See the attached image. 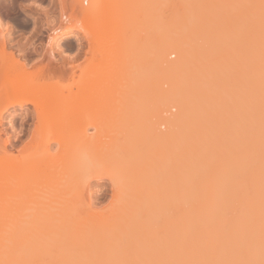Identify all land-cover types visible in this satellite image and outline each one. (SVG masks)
<instances>
[{"label": "bare ground", "instance_id": "bare-ground-1", "mask_svg": "<svg viewBox=\"0 0 264 264\" xmlns=\"http://www.w3.org/2000/svg\"><path fill=\"white\" fill-rule=\"evenodd\" d=\"M100 5L101 0H93L88 8H83V18L80 24L81 28L76 26L66 27L67 29L65 28V30L62 31L60 28L53 27L52 24L47 39L48 58L45 62H36V60L35 62H29L27 57L18 61H15V59L7 60L4 58V55L2 57V54H0V120L4 113L8 112L10 108L15 109L17 106L24 112V115H21V123L23 125L32 124L33 126L32 129L24 131L27 134L29 133V138L24 141V143L22 142L19 148H17V144L15 145L12 143V140L11 143H7L10 146L8 150L6 147L7 141H5V145L1 148L2 151L0 153V228H2L0 229V233L2 235L4 231H7L5 225H7L8 228L10 227L8 230L11 231L12 229L13 233L12 238L8 240L11 242L8 249L10 251L5 253V256L7 254L6 259L9 257V259H7L8 264L10 262V264H18L17 258H19V261L22 260L21 264H23L24 255L22 254L24 252L27 254L26 251L36 253V251H33V248L37 247L35 248L37 250L40 246H42V248L46 246L45 248L49 249V253L52 256L49 257V262L52 258L54 263L63 264L64 261L71 258L69 257V253L73 250L74 246L72 247L73 244L71 239L66 237L65 234L68 236L70 229L77 228V226H75L78 225L76 224L77 222L75 223L73 221L76 215V219L79 220V211L77 210H81L79 205L83 207L82 204L84 200L82 199V192L85 184L86 187H90V183H92L90 180L97 179L101 181L100 179L105 178L106 180L109 179L112 181V184L115 185L116 188V191H113L112 194L113 202L112 205L110 204L112 207H108L109 211L113 212L115 216H111L110 218L117 222L115 223L112 221L116 225L119 219L125 220L124 222L127 225L125 226L124 222L122 223L120 221L122 225L120 226L123 227V230L118 228L120 230L119 233L114 235H112V233L111 236H109L113 237L112 240L111 238L109 239L113 247L109 242L108 244L110 247L106 244L107 247H112L110 250L106 252L100 250L93 251V249L87 250L85 255L86 261L88 260L86 262L87 264L90 262L91 264H96V262H98V264H150L153 262L157 264L160 259H162L163 264H264V233L262 231L264 224V160L262 153V149H264L262 147L264 142V32H260V34L257 33L259 37H261L258 38L260 39L259 41H261L260 44H244L245 46L248 45L242 50L244 58L242 57L243 59H239V61L236 60L235 62V76H233L234 92L236 94V115L234 116L235 119L233 118L235 120L234 124L232 123L234 126L231 128L233 129L231 133L232 138L229 137L233 142L232 144L230 143L231 147L227 145V140L225 141L227 136L224 138V143H220L222 137L217 135L219 140L215 141L214 139L212 144H208V140L206 141V139L203 138L190 140L183 135L180 137L178 136V138L175 136L174 132L162 133L160 129L157 130L158 127H155L156 125L153 126L152 129L149 123V126H146L148 130H150V133L145 130L147 135L150 134L148 137H153V141L158 145L156 150L159 148L164 149L165 147L163 148L162 146L168 144H170L171 148L174 147L175 150L176 147L180 149V151L177 149L179 151H176L177 153L173 150L169 153L171 155L167 158L170 159L171 162L166 159L171 164L174 163L179 165L177 168V170L179 169V173L177 172L179 174L178 180L172 181L173 183L177 182L176 186L178 188L174 185V191L177 194V198L179 197L181 200L179 206L176 205L178 202L175 203V201H173L174 204H172L178 206V211H176L179 212V220L177 218L178 222H175L174 226H171L173 222H169L171 226L169 229L172 227L173 229L167 232V236H164L165 238H162L164 242L161 243L162 245L165 243V245L160 254L159 251L162 246L161 248L159 247L160 249L157 248L158 244L156 242H153L154 244L152 242L150 243V245L153 244L154 247L157 245L155 249L152 248L153 246L150 247V249H153L152 252L146 251V248L150 245L148 243L146 247V243H144L146 234L145 228H148L147 224L152 214L157 212L161 207L156 206V202L158 201L155 203L154 201L157 195L164 191L162 189H167L168 183L166 184V182L158 180L152 183L153 186L147 185L148 187L144 189L140 188L142 185H136L140 182L136 176L141 174L140 172L142 171H140L139 167L145 163L140 164L141 159L137 158L139 156H135L137 152H135L134 145L137 143H131L133 141L131 131L129 132L131 133L130 136L127 134L128 132L121 133L124 130L126 132V129L124 127V129L119 127V125L122 126L123 123L118 119L119 122L116 118V120L109 119L110 121L112 120L111 124L109 120H106V123L109 121L105 124L106 127L105 125L104 127L101 126L109 111L106 105L109 103L110 98L106 93V97L101 95L99 98H93L92 100V97L90 98L89 96V90L93 85L98 83L97 85H100L102 91L107 92L109 87L112 86V84L110 85V83H112L109 80L110 78H106V75H101L99 77H89L90 79L88 80L86 79V72H81L80 74L75 73L78 67L79 69L82 67L60 63V60L55 56V50L57 46L61 44V41L75 36V32L78 33L79 31H83V35L90 32L91 36L95 35L90 26L93 24L95 25L93 17L100 12ZM60 18H62V22L66 24L71 23L70 18H67L65 15H62ZM73 20L75 23L79 22L78 19L73 18ZM261 24L260 26L263 27ZM70 25H72V23ZM4 27L5 22L0 16V29L2 30ZM249 29H251V27ZM198 31L202 30L199 29ZM248 32L250 34L254 33L249 30ZM249 33L248 35H250ZM100 34L102 36L105 35V37L101 38ZM100 34H97L98 36L96 35L100 39L105 40L106 36L107 38L109 37V35L105 33ZM211 35L212 34H210V36ZM216 35L217 33L215 32V34L212 35L213 38ZM251 35L253 36V34ZM247 38L254 40L249 36ZM258 39L254 42H257ZM93 41H97L96 44L100 47L98 49L96 48L97 52H99L104 45L106 46V44H104L105 42H99V39ZM99 43H103L104 45L100 46ZM246 43L250 42L247 40ZM251 43H253V41ZM216 45H213V49L215 51L220 50V47L216 48ZM105 46L101 50V53L99 52L100 54L112 52L113 47L109 48L108 52V50H106L108 47L106 46L107 48H105ZM188 49L184 48V46L174 38L167 39L164 42L163 52L166 53L168 50L175 51L179 55V60L175 64L168 62L165 68L159 70L161 72L164 69V71L160 73V78L165 82L171 83L172 87L170 91L161 89V85H154L159 90L161 98L171 100L181 107L179 116L172 120V124L175 127L181 126V124L186 126L190 118L197 117L195 116V108L193 107V109L191 107L194 106V104L191 105V103L195 96L193 91H190L191 87L188 95H185L186 89L184 90V94L179 88L177 89L179 85L178 80L182 81L183 79V77L182 79H179V77L183 75V71L186 68L185 55ZM27 50L34 52L36 49L35 46L29 45L28 47L22 48V53L20 55L24 56ZM115 51L114 49L112 53H115ZM191 53L193 55V60L192 62L188 60L190 64H187V66H191L192 69L198 68L199 62L201 61L200 58L203 59L213 55L212 50L206 52V50L198 48H192ZM186 70L188 71L187 68ZM66 78L67 83L64 82ZM183 82L188 84L190 81L187 82L184 79ZM201 83L202 82L197 83L194 90H199L202 87ZM180 85L183 86V83ZM188 85L191 86L192 84L189 83ZM191 90H193V86ZM202 92L204 93V91ZM27 105H31L32 108L25 107ZM90 110H93V112ZM98 110H100V112ZM87 111L88 114L86 113ZM103 117L104 120L98 123L97 120L100 118L103 119ZM68 118L69 120L72 118V125L69 127L63 126L62 124L68 120ZM117 121L119 124H115ZM113 124L114 127H116L115 125L119 127V132H115L116 129L110 126H113ZM88 126L94 128L93 134H86ZM112 129L114 131H112ZM113 132L114 138L111 137L113 136L111 134ZM227 132L229 133V131ZM117 136L119 138L122 136V140L125 137L127 140H124V142L126 141L129 145L126 142V144L123 143ZM20 138L21 137H18L16 141H20ZM213 138L214 137L210 138V141ZM155 142L153 143L154 145H156ZM229 142L231 141L229 140ZM52 144H56V149L54 151L52 149L51 152L50 148ZM131 147L133 150H131ZM128 151L132 152V154ZM156 152L153 154H157L156 160L158 161V165L159 162L163 160L161 159L162 150ZM129 154L130 157L134 156L135 160L133 158L128 159ZM162 157L164 156L162 155ZM137 159H139L140 162H138ZM162 164L163 163L160 165ZM143 168L141 167V169ZM159 168L158 166V169ZM144 176L146 175L144 174ZM167 177L169 178L168 175ZM171 179L173 180V177H171ZM169 183V185L173 184L171 182ZM172 191L168 193H172ZM102 195L103 194H100V196ZM93 196L94 194L90 191V197L92 198ZM140 196L144 197V199L140 198ZM94 197L98 198V196ZM172 200L166 199L167 203ZM162 201L164 203L165 200ZM78 206L80 209H78ZM153 209L154 212L152 211ZM164 210L167 211V209ZM173 210H169L170 215ZM166 211H163V213L165 214ZM84 215H86L85 221L106 222L109 213L105 216L101 213L99 214V211L97 213L87 210ZM173 216H175V214ZM152 217L154 218L152 222L155 221V223H157L156 217H154V215ZM70 218H72L71 223H74V226L71 225V223L67 224V222H70ZM81 218L83 219L84 217ZM110 218L108 219L109 222ZM162 220L167 221L166 218L165 220L162 218ZM47 222L48 225L46 224ZM34 223L36 224L34 225ZM65 223L69 227V231L66 233L62 231V228L64 230L67 228ZM81 223L85 222L82 220ZM169 223H166V225H169ZM163 224L165 225V223ZM36 226L38 228L39 226L41 228L43 226L44 228L42 229L45 230L49 229L48 231L46 230L50 234L49 238L41 234L38 229L36 230ZM13 227L16 228V230ZM117 227H119V225H117ZM25 229L28 232L30 230V233L28 234ZM33 229L36 230V234L38 235L37 238H39V236L41 238V235H43L42 239L47 237L48 241L39 238L41 240L39 243ZM79 229L82 230L79 226L76 231L72 233H70L71 231L69 232L71 238H73V235ZM83 229L88 232L89 237L90 231L88 230L90 229H85V227ZM18 231H20V234L24 232V236H29L31 231H33V235L36 239L34 238V240H32L33 235L31 234L29 236H32L30 240L29 238L25 240L23 235V237H20L18 240L19 236H21L20 234L18 237H14L18 234ZM58 232L60 235H63V237L58 235ZM42 233L44 232L42 231ZM153 233L156 232L154 231ZM84 235L81 236L83 237ZM64 236L66 240L63 239ZM99 236L102 237L101 235ZM109 237H105V240ZM158 238L159 240L161 239V237H157V239ZM146 239L145 242L148 241V237ZM84 242L83 240V243ZM87 242L89 243L88 240ZM87 242L85 244L87 248L94 247V241L90 242L92 245H87ZM102 243L106 242L103 241ZM68 244L71 245V247H69ZM137 244L138 246L140 245L142 249L139 248L140 246L138 247L140 253L139 250L136 252L139 254L135 253L133 249ZM143 244H145L144 249L142 248ZM79 245L78 246L82 249L84 244L82 245L81 243ZM96 245H98V242ZM127 245L134 246L131 247L134 253L132 252L133 254L131 255L129 253L131 251L128 249L129 252L127 255L129 254V258L124 260V257H127V255L124 256L125 253L123 251L127 249ZM78 250L77 251L80 252V249ZM41 252L43 251L40 249L37 254ZM24 257H27L25 263L27 264V261L30 260L28 259V254ZM43 259H45L44 256ZM45 260L46 262L48 261V259ZM33 261L38 262V259ZM41 261L39 257V262ZM39 262L37 264H39ZM65 263L70 264L71 262L67 261ZM159 263H161V261H159Z\"/></svg>", "mask_w": 264, "mask_h": 264}, {"label": "rangeland", "instance_id": "rangeland-1", "mask_svg": "<svg viewBox=\"0 0 264 264\" xmlns=\"http://www.w3.org/2000/svg\"><path fill=\"white\" fill-rule=\"evenodd\" d=\"M92 1L93 0H0V16L5 22L4 29L2 30L0 29V54H2L1 56L3 57L4 55V58L7 60L15 59V61H18L22 58L27 57V60L29 62H35V60L36 62L38 61L45 62L48 58L47 39L49 37V34H50L49 32L51 31L50 29H51L52 24H53V27L60 28V30L62 31H64L66 27L76 26L78 28H81L80 24L83 18L82 10L83 8H88L91 5ZM68 6H71L70 11H69ZM62 15H66L67 18H70V22L72 23V25H70L71 23L66 24L62 22L61 20L62 18H60L62 17ZM73 18L78 19L79 22L75 23ZM93 19H94L93 21H95V25L93 24L89 26L91 27V29L93 30L91 31L94 32L95 35L91 36L90 32L85 35H83L84 33L83 31L81 32L79 31L78 33L75 32L76 35L78 36L75 35V36H72L70 38H67L61 41V44H59L55 50L56 51L55 56L57 59L60 60V63H67L69 65H76V66L82 67L80 68L81 71L78 67L75 73L80 74L81 72L82 73L86 72V77H87L86 79L88 80L90 79L89 77H92V76L99 77L101 75L102 76L106 75V78L107 77L110 78L109 80L112 82L110 83V85L112 84V86L109 87V90L107 92H103L102 88H100V85H97L98 83L96 85H93V87L89 90V96L90 98L92 97V100L93 98H99L101 95L106 97L107 94L109 95V98H110L109 103L106 105L108 106L107 110H109L107 112L106 119L104 120V117L103 119L100 118L97 120L98 123L99 122L101 123L104 120L102 122L103 124H101V126L104 127V125L110 121L109 119L116 118L117 120L119 119L123 123L122 126L119 125V127H122V128L124 127L126 129V132L124 130L121 133L128 132L127 134H129V136L132 133L131 135H132L133 141L131 143L132 144L137 143L134 145L135 152H137L135 156H139L137 158L141 159L140 161L142 163L139 161V159H137L138 162H140V164L145 163L144 165H141L142 168L145 166L143 169L139 167L140 171L141 170L142 171L140 172L141 174H138L136 176V178H138L140 181V182L138 181L139 183L136 185L140 184L142 185V187L139 185L140 188L144 189L148 187L147 185H152V183H155L158 180L159 181L162 180L166 182V184L168 183L166 187L167 189H162L165 192L161 190L165 196L162 193H159V195H157V198L155 196L156 199L154 201V203L156 201L159 202V203L156 202V206H161L164 209H167L168 212L161 207L160 208L158 207L159 210L157 212H154V209L152 210L154 212L152 216L154 215V217H156L157 219L156 222L158 221L159 223L158 222L155 223V221L152 222L154 218L151 216L152 220L148 219L149 222L147 226L149 229L145 228L146 234L144 237V243H146V247L148 243L150 245L151 242L152 243L156 242L158 244V247L157 245H155V247L157 248L159 247L161 248L162 246L161 249L159 248L160 251L158 249L159 253L161 254V251H163L162 249L164 248V245H165V243L164 245H162V243L164 242L162 238L164 236L166 237L167 232L173 229V227L170 229L169 227L174 226L175 222L177 223L179 220V214H178L179 212H177L178 211L177 207L181 204V200L179 199V197L177 198V194L174 191V188L177 182H174V183L172 182V181L178 180V177H179L178 170L179 169L177 170V168L179 167V165L174 164V163L173 164L169 163L168 161L171 162V160L168 159L167 157L171 155L169 153L172 150L175 152L176 151L179 152L180 149L179 147H176V150H175L174 147L171 148L170 144L166 146H162L163 148L164 147L168 148V149L166 148V151H165V148L162 149L158 147L159 149L162 150V155L164 156L162 157L161 155V159L165 161L161 160V162H159V164L157 165L158 163V161L156 160L157 154H153V153L156 151L160 152L161 150L159 149L156 150V147L158 145L156 144L155 141H153L154 140L153 137L151 138L148 137L150 134L147 135V132L150 133V130H148L147 127L150 125L152 129L153 126L156 125L155 127H158V129L157 128L156 129L157 130L160 129L162 133L163 132L164 133L174 132L176 137L178 136L180 137L183 135L184 137L190 140L192 139L196 140L197 138L199 139L203 138V139H206V141L208 140L207 141L208 144H212L214 139L215 141H218L219 137L217 135L222 137V139L220 138L221 139L220 143L223 142L224 138L227 136L225 138V141L227 140L226 141L227 145L231 147L230 143L232 144L233 142H232V139H229V137L232 138L231 133L233 129L231 128H233L234 126L233 125L235 121L234 116L236 115V108H235L236 107L235 105V100H236L235 95L236 94L234 92L235 62L236 60L239 61V59L241 60L244 58V54L242 50L244 47L248 46V45L245 46L244 44L257 45L261 43V41H259L260 39L258 38H261L259 37L260 32H264V0H101L100 12H98V14H96L93 17ZM260 24L263 25V27H261ZM250 27L251 29L253 28L254 29L251 30L249 29ZM199 29L202 31H198ZM248 30L250 32H254V33H251L253 34V36L248 32ZM215 32L217 33V35L214 36L213 38L212 35L215 34ZM100 33L102 34L105 33L109 35L108 38L106 36L107 40L100 39L99 37H97L98 36L97 34H100ZM248 33L251 36L248 35ZM210 34L212 35L210 36ZM254 34H255V37H254ZM246 36L252 37L254 40L248 39ZM100 37L104 38L105 35L104 36L101 35ZM170 38H174L178 40L184 46V48L186 49L189 48L185 55L186 68L188 69V71L185 68V70L183 71V75L182 76L180 75L181 78L178 76L179 79H182V77L183 79L182 81L178 80V84H179L178 86H180L181 89L178 86H177V89L179 88V90L182 91L183 94L186 91L185 95H188L190 87L192 89V86H193V90L190 89V91H193L195 95L194 96L195 100L194 98L192 99L191 105L194 104V106H191V107L195 108V111H196L195 116L197 117H192L193 119L190 118L189 119L190 121L188 120V123H186V126L184 124H181V126H176V127L173 126L172 120L175 119L177 116H179L181 112V107L178 104L176 105V103L171 100H166V99L161 98L159 94V90L156 88V86H154L156 84L161 85L160 88L166 91H170L172 87L170 82H165L163 79L160 78L161 77L160 73L164 71V69L161 72L159 71L162 68H165L168 62L175 64L179 60V55L177 52L169 51V50L166 51V53L163 52V44L167 39H170ZM95 39H99V42L104 41L105 42L104 44H106V46L108 47V49H106L108 50V52H109V48L113 47L112 49L116 50L115 53H112L113 52L112 50V52L110 51L111 53L109 52L108 54L107 53L100 54L101 50L105 46L103 43H99L100 46L101 45H104V46L100 49L99 51L100 53L97 52L96 50L100 47L97 46L98 45L96 44L97 41H93ZM257 39L258 41L254 42ZM247 40L250 43H246ZM251 40L253 41L254 44L251 43L252 42ZM214 44L215 45L217 44L216 48L220 47V50L217 49L218 51H215L213 49ZM29 45L35 46L36 50L34 52L31 50L30 51L27 50L24 56H21L20 54L22 53V48L28 47ZM106 46L105 48H107ZM192 48L203 49V50H206V52L212 50L213 55L210 57L207 56L203 59L200 58L201 61L199 62L198 68L192 69L191 66H187V64H190L189 61L192 62L193 60V55L191 53ZM184 79L187 82L190 81L189 83H191L192 85L189 86L188 85L189 83L186 84L185 82H183ZM64 80L63 81L67 83V78ZM199 82H202L201 83L202 87L199 90H194L195 85ZM182 83L184 87L180 85ZM202 91H204V93ZM207 106L209 109L207 108ZM25 107H29L30 109L32 108L31 105H27ZM21 111L22 110H20V108L17 106L15 109L10 108L8 112L4 113L2 119L0 120V153L2 151L1 148L5 145L4 143L5 141H7L6 147L9 150L10 146L7 143L9 142L11 143V141L13 140L12 143H14L15 145L17 144L16 146L17 148H19L22 145V142L24 143V141H26L29 138V133L27 134L24 131H27V129H32L33 126L32 124L23 125L21 123V115H24V112L23 111L21 112ZM90 111L93 112V110H90ZM98 111L100 112V110ZM263 112H264V107H263ZM86 113L88 114V111ZM263 119H264V115H263ZM106 120H109V121L106 123ZM118 121L115 122V124L116 123L119 124L120 121L119 122ZM72 123H73L72 118H70V120L68 118V120H66L62 125L69 127L72 125ZM111 123H112V120L110 121V124ZM110 126L114 127V124L113 126L112 125ZM115 126H116L114 127V129H116L115 132L117 131L119 132L120 130V129L118 130L119 127H117V125ZM112 131L114 130L112 129ZM130 131L131 133H129ZM227 131H229V133ZM93 132H94V128H92L91 126L90 127L88 126L86 134L90 135V134H93ZM263 132H264V123H263ZM111 134L113 135L114 132ZM118 136L117 138L121 139L123 143L126 142V141L124 142V140H127L125 139V137L122 140V136L121 138H119L120 136L119 137ZM16 137L17 138L21 137L20 138L21 142L16 141L17 139ZM111 137L114 138L115 136L113 135ZM212 137L214 138L210 141V138ZM229 140L231 142H229ZM154 142L156 145L153 144ZM127 144L129 145V143ZM262 147L264 148V142H263ZM50 149H51V152H52V149L54 151L56 149V144H52ZM177 149H179V151ZM131 150H133L132 147H131ZM262 151H263L262 153H263V160H264V149H262ZM130 153L132 154V152ZM130 158H133L135 160L134 156L130 157V154H129L128 159ZM161 163L163 164L160 165ZM158 166L160 167L159 169L161 170L158 169ZM263 170H264V164H263ZM144 174L146 176H144ZM167 175L169 176V178L167 177ZM263 176H264V173H263ZM171 177H173V180L171 179ZM96 180L97 179L90 180L92 182L90 183L91 184L90 187L89 186L86 187V184H85L84 190L82 192V197H83L82 199L84 200V202L82 200L83 207L79 205L82 211L77 210L79 211L78 213L79 220L76 219L77 217L76 215L75 216L76 221L75 220L73 221L75 223L77 222L76 224L78 225L71 223L72 218L69 219L70 221L69 223L66 220L67 224L71 223V225L73 226L75 225L77 226V228H79L80 226L83 231L79 229L78 230L79 232L77 231L74 234L75 238L73 234H72L73 238H71V235H69V232L71 231L70 233H72L73 231H76L77 228L70 229L69 231V227L66 223L65 224L67 228L65 230L62 228V231H64L65 233L69 231L68 236L66 234L65 236L71 239V242L73 244L72 247L74 246L73 248L74 251L71 250L70 253L71 254L75 253V254L71 255L69 253V257L71 258L67 260L68 262H71L70 264H81V263L87 264L86 262L88 260L86 261L85 255H86V251L89 249L90 250L93 249V251L100 250L102 252H106L110 250L113 247V244L110 243L109 239L111 238L112 240L113 237H109V236H111L112 233H113L112 235L119 233L120 230L118 228L120 229L123 228L121 227L122 225L120 221L123 223L125 220L119 219L118 224H117L119 225V227H117V225L115 224L117 222H115L114 219L112 220L110 218L111 216H115V215L113 214V212H110L108 209V207L109 208L112 207L110 206V204L112 205V202H113L112 201L113 191H116L115 185H113L112 181H110L109 179L106 180V178L100 179L101 181L99 180L96 181ZM263 180H264V177H263ZM169 182L173 184L169 185L170 184ZM169 187L171 190L169 189ZM90 191L94 194V196H98V198H95L94 196L91 198ZM171 191L173 194L168 193ZM100 194H103V195L100 196ZM140 198L144 199V197H141V196ZM166 199L167 200L173 199V200L168 201L167 203ZM162 200H165L166 202L164 201L163 203ZM173 201H175V203L178 202L176 203V205L178 206L172 205L174 204ZM79 206H78V209H80ZM87 210L94 211L97 213L99 211V214L101 213L102 215H105V216L108 215L109 213L110 216L108 215V219L110 218V222L108 221V219L106 220V222L105 221L92 222L91 220H90L91 222L87 220L86 222L84 220L86 218V215H84V213H86ZM169 210L170 211L173 210L174 212L172 211L170 215ZM163 211H166L165 214L163 213ZM173 213L175 214L176 217L173 216L174 215ZM81 217H84V218L82 219ZM162 218L164 220L166 218L167 221L166 220L163 221ZM80 219H82L83 222L85 223H81L82 220ZM112 221H114L115 223ZM169 222H173L171 223V226ZM163 223H165V225ZM166 223H169V225L168 224L166 225ZM35 224L36 223H34V225ZM46 224L48 225V222ZM126 225L127 224H125V226ZM40 226L39 228L37 227L36 230L38 229L41 234H44L45 236H48L49 238L50 234L47 232L49 229L48 230L46 229L47 230L46 231L45 229H42L44 228L43 226L42 228ZM5 227L7 228L6 229L7 231L3 230L4 233L2 231L3 233L2 235L0 233L1 235L0 237V257H1L0 264H8L7 259H9V257L6 259L7 254L5 256V253L6 252L8 253V251H10L8 249H9V245H11V242H9L8 240L11 239L13 235L12 229L11 231H9L8 229H10V227L8 228L7 225H5ZM84 227L85 229L86 228L90 229V230L88 229L87 230L90 231L89 237L91 239L88 237V232L84 231L83 229ZM163 227H167L168 229L163 228ZM14 229L16 230V228ZM33 230L35 231L34 234L36 235V238H37L38 235L36 234V230L35 229ZM42 231L44 233H42ZM154 231L156 233H153ZM163 231H164V234H163ZM262 231L264 233V224H263ZM19 232L20 231H18V234L14 236L15 238L19 236L20 234ZM26 232L28 231L26 230ZM29 233H30V230L28 234ZM31 234L33 235V231H31ZM76 234H79L80 237L79 235H76ZM84 234H87V235H84ZM20 235L21 236H19L18 240L20 239V237L24 236V232L23 234L21 233ZM55 235L57 236L56 233ZM58 235H60L59 232H58ZM81 235H84V236L82 237ZM99 235H101L102 237H100ZM29 236L25 235L24 239L26 240L27 238H29L30 240L32 236L31 237ZM41 236L43 237V235ZM60 236L63 237V235H60ZM65 236L63 239L66 240ZM42 237L40 238L39 236L40 239H42ZM53 237H54V233H53ZM105 237H109V238H106V240L108 239L107 241L105 240ZM147 237H148V241L145 242V240H147L146 239ZM157 237H161L162 240L161 239L159 240V238L157 239ZM32 238H33L32 240H34L35 236L33 235ZM39 238L37 239L39 240V243H40L41 240ZM44 238L45 239H42L44 241L48 239L47 237H44ZM84 238L87 239L89 243ZM83 240L85 241L84 243H83ZM12 241H15V240H12ZM92 241H94L93 242L94 247L87 248V246L85 245L86 242L88 243L87 245L89 244L92 245V243H90ZM101 241L102 242L104 241L106 243H102ZM97 242H98V245H96ZM108 242L110 243V245H112L111 248H109L110 246ZM81 243L82 245L83 244L85 245V247L83 245L84 251H83V247L82 249L81 247H79L80 246L79 244ZM36 244H37V240H36ZM106 244H108L109 247H107ZM153 244H151L147 248L145 247L146 251L152 252L153 249H155ZM102 245H105L106 247ZM139 246L138 244L135 245V247L127 245L126 247L127 249L123 251L125 253L124 256H126L127 253L129 252L128 249H130L131 252L129 253L131 255L134 252L137 253L136 251L139 250L138 249ZM144 246L145 244H143L142 246L143 249H144ZM45 247L46 246H43V248L42 246L38 247L37 249L38 251L35 249L37 247H34L33 251H36V253L32 251H31L32 253L30 251H26L28 254V259H30L28 260L29 263L27 261V264H37L39 262V257L42 260L41 262H39V264L40 263L41 264L42 263L43 264L44 263L45 264H48V263L56 264L53 262L52 258L50 259V262H49V257H52V256L49 253V249L48 248L46 249ZM69 247H71V245H69ZM131 247H134L133 248L134 252L131 250ZM150 247H152L153 249L151 248L152 249L151 250ZM39 248L41 249V251L45 253L41 252L40 254H37V252H39L40 250ZM139 248L141 249V246ZM78 249H80V252H78L79 251ZM75 250L76 251L78 250L77 251L78 255L76 254ZM139 253H140V250H139ZM27 254L24 252L22 255L26 256ZM128 255L127 257H124V260H127L129 258ZM24 256H23L24 259L20 258V259H23V264L26 263V259H27V257H24ZM43 256L45 259H48L47 262L45 259H43ZM17 259H18V264H21L22 260L19 261V258ZM37 259H38V262L33 261ZM67 261H64V263ZM159 261H161V263H159ZM159 261L157 264H163L162 259H160ZM89 264H91V262ZM96 264H98V262H96ZM150 264H154V262Z\"/></svg>", "mask_w": 264, "mask_h": 264}, {"label": "built area", "instance_id": "built-area-1", "mask_svg": "<svg viewBox=\"0 0 264 264\" xmlns=\"http://www.w3.org/2000/svg\"><path fill=\"white\" fill-rule=\"evenodd\" d=\"M69 7V11L71 10V6H68ZM66 16V15H65Z\"/></svg>", "mask_w": 264, "mask_h": 264}]
</instances>
